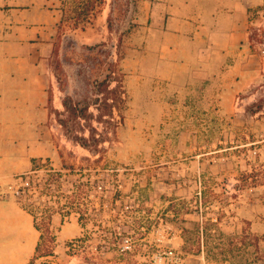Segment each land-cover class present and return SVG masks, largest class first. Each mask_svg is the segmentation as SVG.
<instances>
[{
	"label": "rangeland",
	"instance_id": "1",
	"mask_svg": "<svg viewBox=\"0 0 264 264\" xmlns=\"http://www.w3.org/2000/svg\"><path fill=\"white\" fill-rule=\"evenodd\" d=\"M79 1L54 2L44 130H7L0 115V264L32 260L42 216H50L55 255L35 264H264V0H244L250 37L232 92L223 68L205 84H174L172 68L145 51L136 0H104L85 26ZM92 46L116 63L125 90L108 128L88 122L100 138L94 154L56 114L64 94L93 97ZM23 138L27 147L17 143Z\"/></svg>",
	"mask_w": 264,
	"mask_h": 264
},
{
	"label": "crops",
	"instance_id": "2",
	"mask_svg": "<svg viewBox=\"0 0 264 264\" xmlns=\"http://www.w3.org/2000/svg\"><path fill=\"white\" fill-rule=\"evenodd\" d=\"M55 1L0 0V115L5 116L2 124L7 130L13 126L44 130L51 116ZM136 4L145 51L153 50L158 65L172 68L170 77L180 89L205 84L223 68L222 80L230 84L224 90H240L238 76L243 74L250 37L244 0H136ZM29 142L17 140L24 147ZM7 143L12 144L11 138Z\"/></svg>",
	"mask_w": 264,
	"mask_h": 264
},
{
	"label": "trees",
	"instance_id": "3",
	"mask_svg": "<svg viewBox=\"0 0 264 264\" xmlns=\"http://www.w3.org/2000/svg\"><path fill=\"white\" fill-rule=\"evenodd\" d=\"M103 2L104 0L79 1L81 6L75 7V13L78 19L83 21V26L90 23L92 17L100 10ZM95 47L89 48L90 53L88 56H91L94 60L96 59L97 62L90 70L86 83V86L91 87L93 97L86 94L82 99L76 100L73 96L64 94L61 99L63 109L56 111L57 121L63 127L66 135L77 144L92 151L93 154L97 152L96 147L100 138L95 136L96 129L88 122L94 119L98 123L104 124L105 128H108L114 117V110L120 109L125 101V90L117 74L116 63L109 60L107 54L103 57L100 56L98 52L94 51ZM58 81L60 89L64 91V84L59 76ZM114 81L117 84L111 86ZM91 106L97 111L96 114L89 110ZM81 121L88 125L86 127L87 136L84 134V126L86 125L82 124ZM82 129L84 130L83 133L80 132ZM92 145H95V148ZM36 161H42V159L32 160L34 164ZM47 170V174L51 177L54 175L60 176L59 172L52 171L54 170L53 167H48ZM26 184V189L29 191L32 180L27 181ZM49 217L42 216L41 222H37V218L34 220V226L40 232V237L35 248V255L28 264H35V260L39 257H52L55 255L56 234L52 229ZM90 250H93L91 244ZM42 263L46 264V262Z\"/></svg>",
	"mask_w": 264,
	"mask_h": 264
},
{
	"label": "built area",
	"instance_id": "4",
	"mask_svg": "<svg viewBox=\"0 0 264 264\" xmlns=\"http://www.w3.org/2000/svg\"><path fill=\"white\" fill-rule=\"evenodd\" d=\"M4 196H6L5 193L1 192L0 190V199L3 198Z\"/></svg>",
	"mask_w": 264,
	"mask_h": 264
}]
</instances>
